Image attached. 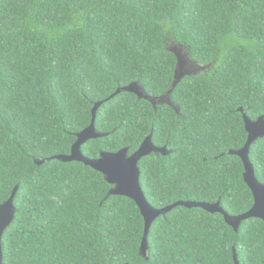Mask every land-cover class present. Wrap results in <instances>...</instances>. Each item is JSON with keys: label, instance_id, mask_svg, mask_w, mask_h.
Returning <instances> with one entry per match:
<instances>
[{"label": "trees", "instance_id": "1", "mask_svg": "<svg viewBox=\"0 0 264 264\" xmlns=\"http://www.w3.org/2000/svg\"><path fill=\"white\" fill-rule=\"evenodd\" d=\"M182 48L197 65L171 89ZM138 84L154 100L117 90ZM101 138L85 158L128 150L151 136L140 186L160 210L220 203L230 216L253 206L237 156L243 115L264 117V0H0V205L15 214L1 264H264V222L238 231L222 215L176 207L151 225L137 205L110 195L99 172L67 156L90 126ZM264 185V137L249 150Z\"/></svg>", "mask_w": 264, "mask_h": 264}, {"label": "water", "instance_id": "2", "mask_svg": "<svg viewBox=\"0 0 264 264\" xmlns=\"http://www.w3.org/2000/svg\"><path fill=\"white\" fill-rule=\"evenodd\" d=\"M177 57V56H176ZM179 62V61H178ZM178 65V63H177ZM177 68V67H176ZM176 71V70H175ZM175 76V75H174ZM183 78V77H182ZM182 78H175L172 84L171 89L175 87L177 82ZM171 91V90H170ZM170 91L159 100H154L147 97L142 88L134 83L125 87L123 89L117 90L111 97L119 94L120 92H129L135 94L139 99L148 100L151 104H169L168 96ZM101 104H96L92 110V120L90 126L83 130L81 133L77 135V140L75 144L71 147L70 154L67 156H56L54 159L59 160L63 163L68 162H80L85 166L90 167L91 169L102 174L106 180V182L113 186L110 191V195L114 196H123L130 200H132L138 207L143 219H144V234L142 238V243L140 247V255L146 258L147 253V237L152 223L160 216H164L170 211H172L176 207H184L187 209H202L210 214H220L222 215L225 223L231 227L235 232L238 231L240 224L249 219H259L264 222V201L260 198L261 190H264V185L258 182L255 175V169L249 160V150L250 146L258 139L264 137V117H260L256 121H250L245 115H243L244 128L247 133V141L244 147L238 151H228V155L237 156L244 168L243 180L245 184L248 186L251 191L253 197V206L252 208L239 216H230L228 215L221 207L220 203L217 202L215 204L201 203V202H176L170 206L164 207L160 210H156L152 208L142 191L140 186V170L138 167L139 161L152 154V153H160L166 155L167 152L165 148H156L151 142V136L147 137L139 149L133 153L131 156H128V150L122 149L117 153H101L100 157L96 160H91L85 158L80 149L83 144L88 142L89 140L101 138L104 135L97 133L95 129V115L96 110ZM251 130V131H250ZM112 157H121L123 160L128 161L129 165L126 169L114 172L109 170L105 166V162ZM17 188L14 189L10 198L4 204L0 205V240L2 238L3 232L9 227L11 222L13 221L15 209L13 206V199L15 197ZM150 208L152 210V215L150 217L145 216L144 209ZM2 261V251H1V243H0V264ZM233 261L234 264H239L235 250H233Z\"/></svg>", "mask_w": 264, "mask_h": 264}, {"label": "rangeland", "instance_id": "3", "mask_svg": "<svg viewBox=\"0 0 264 264\" xmlns=\"http://www.w3.org/2000/svg\"><path fill=\"white\" fill-rule=\"evenodd\" d=\"M170 51H172L178 59V65L175 71V78H182L185 76H191V75H199L208 67L200 66L192 62L185 52L184 49L176 47V46H169ZM183 62L184 67L181 68L180 65ZM167 102V100H166Z\"/></svg>", "mask_w": 264, "mask_h": 264}, {"label": "snow or ice", "instance_id": "4", "mask_svg": "<svg viewBox=\"0 0 264 264\" xmlns=\"http://www.w3.org/2000/svg\"><path fill=\"white\" fill-rule=\"evenodd\" d=\"M180 67L181 68L184 67L183 62L181 63ZM128 165H129V162L123 160L121 157H112L105 162L106 168H108L109 170H112L114 172L122 171V170L126 169L128 167ZM259 195H260L261 200L264 201V190H261ZM144 214H145V216L150 217L152 215V210L150 208L146 207L144 209ZM0 218H2V217H0Z\"/></svg>", "mask_w": 264, "mask_h": 264}]
</instances>
